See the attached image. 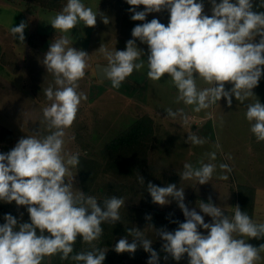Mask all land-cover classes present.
I'll use <instances>...</instances> for the list:
<instances>
[{
  "label": "clouds",
  "instance_id": "obj_1",
  "mask_svg": "<svg viewBox=\"0 0 264 264\" xmlns=\"http://www.w3.org/2000/svg\"><path fill=\"white\" fill-rule=\"evenodd\" d=\"M133 21H145L152 12L167 9L170 21L167 26L154 18L150 22L138 24L132 29V37L126 42V50L109 52L101 47L108 60L104 67V78L111 81L113 88L119 89L121 83L134 70L144 67L141 61L144 53L136 45V39L148 45L147 76L159 81L167 74L178 90V101L186 105H195L194 111L208 109L224 98L231 107L232 98L243 102L254 96L253 89L264 75V12L253 11V0H210L212 15L204 13L203 0H126ZM144 9L138 11V6ZM264 7V0L259 5ZM103 23L109 18L94 12L81 0H67L61 13L51 19V26L63 33L75 28L79 22L94 27L97 15ZM27 24L21 21L10 28L15 39L25 40ZM257 42H254L256 37ZM70 40L64 36L50 44L43 64L47 71L55 76V90L45 89V95L51 105L43 109V115L49 129V135L38 138L36 135L21 138L15 147L7 153H0V201L18 206H27L30 223H20L11 214H5V223L0 224V264H42L46 256L60 254L62 260L76 261L77 264H103L106 252L92 244L103 234L102 224L114 225L120 221V209L125 204L123 198L112 196L103 201V207L95 197L82 191L74 192V177L70 167L79 165V154L64 153L65 129L70 128L79 109L83 93L77 92L78 81L85 76L88 67V53L74 47H68ZM197 79H202L209 87L198 89ZM233 87L226 89L225 84ZM171 118L180 117L187 123L183 109L166 110ZM246 118L254 121L251 132L257 141H264V104L259 100L247 107ZM193 144L204 141L196 135H189ZM218 146V145H217ZM211 159L216 158L211 153ZM220 169L231 172L227 164ZM216 166L201 162L199 168L191 164L184 165L181 178L195 177L199 184L208 183ZM219 179L227 180V175ZM143 184V177L138 176ZM67 181V182H66ZM147 190L152 202L159 205L175 200L185 217L177 222L178 228L172 232L162 228L156 230L164 241L162 250L180 261L185 254L188 264H255L260 259L259 248L247 243L242 237L264 239V223H254L239 205L235 206L234 216L229 219L218 206L211 202H199L202 213L212 218L205 223L204 216L185 204L183 188L175 184L160 187L149 182ZM151 221V215H146ZM152 227L151 225H149ZM198 228L208 230L204 235ZM39 229V235L37 234ZM45 231L50 235H45ZM132 237L121 238L115 245L117 253H135L138 247L150 253L148 264H158V253L151 247L152 241L145 238L142 231L129 228ZM234 234L241 238H236ZM92 245L90 251H81L74 255L77 237ZM167 259V256H165Z\"/></svg>",
  "mask_w": 264,
  "mask_h": 264
},
{
  "label": "rangeland",
  "instance_id": "obj_2",
  "mask_svg": "<svg viewBox=\"0 0 264 264\" xmlns=\"http://www.w3.org/2000/svg\"><path fill=\"white\" fill-rule=\"evenodd\" d=\"M47 1L57 7H29L24 0H0V153L12 150L21 138L37 133L38 138H42L54 131L49 129L43 109L52 103L47 99L45 89L52 87L55 90L58 86L55 84L54 74L48 72L44 66L43 59L53 41L67 36L70 40L68 47L84 50L89 56L85 76L77 82L76 89L87 99L81 100L73 125L65 129L64 153L75 154L72 132L80 127L85 128L92 143L100 146L140 115L147 113L155 120L156 127L151 160L159 166L181 172L182 186L190 189L187 201H184L185 204L188 202L189 209H195L204 216L205 223H211L212 218L202 213L198 207L200 201L208 203L211 197V202L231 219L234 216L233 207L236 206L235 198L239 195V189L242 185H251L255 187L252 221L257 224L264 223V141H257L250 130L254 121L249 122L246 118L247 107L254 104V97H260L261 104L264 103V75L258 86L252 90L254 96L243 102L233 96L232 105L228 107L226 100L221 98L208 109L196 112L195 105H186L177 100L178 90L167 74L159 81L148 78V45L136 39L137 47L144 53L136 63L142 61L144 67L134 70L121 83L119 89L113 88L110 80H99L94 70L97 63L108 62L100 48L113 53L115 50H126V42L133 39L131 33L136 25L156 18L167 26L170 21L169 11L164 9L158 13L152 12L146 16L145 21H133V13L128 11L132 6L127 4L126 0H81L94 12L107 16L109 23H103L101 15L98 14L96 26L88 27L81 21L68 33H63L54 29L50 21L62 12L67 0H45L46 3ZM216 2L219 3L220 0ZM260 3L261 0H253V11L264 12V7L259 6ZM203 4V14L211 16L210 0H203ZM143 9V5L137 8L138 11ZM21 21L27 24L23 43L15 39L10 32V28L18 26ZM32 33H36L32 37L33 42H37L39 38L38 47L32 46L33 42L30 43L29 37ZM258 40L257 36L254 42ZM209 86L202 79H197L198 89ZM225 87L231 89L233 85L226 82ZM167 109L174 112L183 109L187 123L180 117H168ZM97 114L113 123L112 130L109 126L102 133ZM102 122L104 123V120ZM193 134L204 142L193 144L188 140V136ZM211 153L216 154L214 160L211 159ZM201 162L216 166L208 183L201 185L195 177L187 180L181 178L185 164L199 168ZM220 164L229 165L231 172L220 169ZM70 172L72 175L66 179L72 180L74 177V192L81 191L76 168L70 167ZM221 175H227L228 179H219ZM98 185L107 187L108 181L102 178ZM110 186L113 185L110 183ZM113 188L119 190L118 185ZM113 188H107L103 194H113ZM175 209L182 212L177 202ZM198 231L204 235L208 234V230L203 228H198ZM234 236L241 238L236 234ZM145 238L150 239L152 243L159 242L161 246L164 243L157 233L146 232ZM242 238L257 248L264 244V239ZM158 255V264H188L189 260L187 254L180 261L174 260L165 252ZM259 255L260 259L255 261V264H264V250L260 251Z\"/></svg>",
  "mask_w": 264,
  "mask_h": 264
},
{
  "label": "trees",
  "instance_id": "obj_3",
  "mask_svg": "<svg viewBox=\"0 0 264 264\" xmlns=\"http://www.w3.org/2000/svg\"><path fill=\"white\" fill-rule=\"evenodd\" d=\"M11 2H15V0H11ZM24 2L29 7L37 6L48 9L57 7L49 1L46 3L45 0H24ZM32 37H34L33 33L29 37L30 43L33 42ZM1 130L2 128H0V133ZM155 130V120L149 114L144 113L100 146L89 140L84 127L72 132L75 154H79L80 162L75 168L81 191L95 197L101 207H103V201L112 196L123 198L125 201L119 210L120 221L114 225L102 224V236L99 240L92 242L96 247L106 252L103 264H144L148 262L150 253L144 251L142 247H138L135 253H117L115 251V245L121 238L127 237L129 242L132 241V237L127 231L129 228H137L145 236L146 232L157 233L156 230L162 228L174 232L178 228V223L173 221H185L183 212H178L175 209V200L169 198L170 203L166 205L153 203L147 190L148 183L151 182L160 187L175 184L178 189H184L186 198L190 191L182 186L180 171L175 172L164 168L151 160L150 153L155 142ZM1 138L0 135V141ZM138 176L143 177V184L139 182ZM102 178H106L108 181L107 187L98 185ZM121 181L122 183H120ZM109 182L113 186H110ZM117 185L119 190L113 188ZM107 188H113L114 193L103 194ZM235 203L236 206L239 205L242 212H246L252 219L255 207V187L242 185L239 195L235 198ZM170 205L172 206L170 207ZM5 214L13 215L20 223H30L27 206H18L15 201L11 203L0 201V224L5 223ZM146 215H151V221L146 220ZM37 234L39 235V229H37ZM45 235H50V233L45 231ZM151 247L157 252L161 245L159 242L152 243ZM73 248L74 251L70 257L81 251H90L92 245L83 242L82 237L78 236ZM42 264H77V262L71 258L62 260L58 253L46 256Z\"/></svg>",
  "mask_w": 264,
  "mask_h": 264
},
{
  "label": "crops",
  "instance_id": "obj_4",
  "mask_svg": "<svg viewBox=\"0 0 264 264\" xmlns=\"http://www.w3.org/2000/svg\"><path fill=\"white\" fill-rule=\"evenodd\" d=\"M34 35L36 34V33H33ZM38 41L37 42H33L32 43V46H37L38 47V45H39V38L37 39ZM54 42V41H53ZM36 47V48H37ZM107 63H109V62H107ZM95 70V69H94ZM256 99V100H255ZM257 99L259 100V102L261 103L262 102V100H260V97L258 98V97H254L253 98V101H254V103H255V101H257ZM262 104H264V103H262ZM97 115H99V120L97 121L98 123H99V125L102 127L101 129H102V133H104L106 130H107V128L109 127V129L111 128V130H112V126H113V123L111 122V121H109L107 118H103V117H100L101 115L100 114H97ZM104 120V123L102 122ZM106 122V123H105ZM114 137V136H113ZM112 137V138H113ZM185 200L187 201V198L185 197ZM187 206H188V203L186 204Z\"/></svg>",
  "mask_w": 264,
  "mask_h": 264
},
{
  "label": "water",
  "instance_id": "obj_5",
  "mask_svg": "<svg viewBox=\"0 0 264 264\" xmlns=\"http://www.w3.org/2000/svg\"><path fill=\"white\" fill-rule=\"evenodd\" d=\"M108 65V63H97L95 65V71H96V75L99 78V80H108L104 78V73H103V69L104 67H106ZM233 209H235V207H233ZM164 252L162 250V246L159 248V252L158 253H162Z\"/></svg>",
  "mask_w": 264,
  "mask_h": 264
}]
</instances>
